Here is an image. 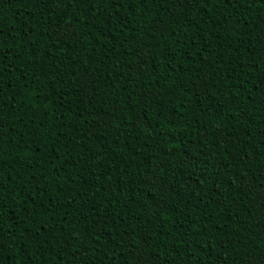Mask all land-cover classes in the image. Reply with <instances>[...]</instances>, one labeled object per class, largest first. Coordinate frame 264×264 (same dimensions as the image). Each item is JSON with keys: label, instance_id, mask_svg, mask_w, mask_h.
<instances>
[{"label": "trees", "instance_id": "obj_1", "mask_svg": "<svg viewBox=\"0 0 264 264\" xmlns=\"http://www.w3.org/2000/svg\"><path fill=\"white\" fill-rule=\"evenodd\" d=\"M0 88V264L264 260V0H0Z\"/></svg>", "mask_w": 264, "mask_h": 264}, {"label": "snow or ice", "instance_id": "obj_2", "mask_svg": "<svg viewBox=\"0 0 264 264\" xmlns=\"http://www.w3.org/2000/svg\"><path fill=\"white\" fill-rule=\"evenodd\" d=\"M181 3H183V0H180ZM153 29L155 31H161V30H166L164 28V24L163 23H157L153 25ZM0 91H2V88H0ZM3 208L4 205L2 203H0V216L3 215ZM4 231V229L2 228V226H0V233H2ZM253 264H255V262L253 261ZM260 264H264V260H261Z\"/></svg>", "mask_w": 264, "mask_h": 264}]
</instances>
